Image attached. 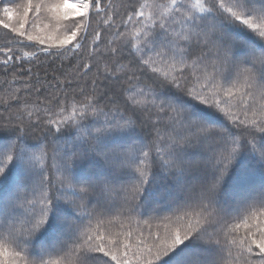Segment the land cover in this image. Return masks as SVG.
Wrapping results in <instances>:
<instances>
[{
    "label": "snow or ice",
    "instance_id": "1",
    "mask_svg": "<svg viewBox=\"0 0 264 264\" xmlns=\"http://www.w3.org/2000/svg\"><path fill=\"white\" fill-rule=\"evenodd\" d=\"M0 4V26L49 55L91 36L86 70L107 17L119 84L24 103L0 129V264H264V0H136L119 24L112 0H76L71 18L66 0ZM41 125L50 142L29 143Z\"/></svg>",
    "mask_w": 264,
    "mask_h": 264
},
{
    "label": "trees",
    "instance_id": "2",
    "mask_svg": "<svg viewBox=\"0 0 264 264\" xmlns=\"http://www.w3.org/2000/svg\"><path fill=\"white\" fill-rule=\"evenodd\" d=\"M73 3L74 0H69ZM16 3H23L25 0H15ZM107 2V0H105ZM67 3V0H66ZM136 0H112L115 11L117 12L115 18V24H119L121 19L126 16V9L124 5L134 4ZM3 7V4H0ZM0 18H3L0 16ZM103 19L107 17L97 18L93 17L92 29L99 30L101 32V40L97 42V53L91 57L90 70L84 68L85 63H89V41L84 42L83 49L78 53H72L69 51L63 56L49 55L41 48L48 47V45H40L32 41L26 40L18 33L13 32L10 28H4L0 26V49H13L12 55H21L22 51L35 52L34 58L23 60L22 62H16L13 59L8 65L0 63V129L5 126L11 128L18 124L20 112L18 111L22 104L27 103L29 105H40L43 109L44 105L41 101L51 100L53 96H59L61 99L67 97L69 100L73 96L78 99H83L80 95V88H84L85 93L92 92V81L96 79V92L103 94L109 88L119 87L118 83L112 82L111 79L104 78L103 65L106 61H110V54L106 53L107 42L111 35V30L107 29L103 24ZM33 17L29 23L25 26L26 30L30 31L33 26ZM11 26L17 27L19 24L18 19L13 18L12 21H6ZM123 30V29H121ZM91 31V30H90ZM49 52L55 53L57 48L55 46L48 48ZM124 57L123 62H127L131 59L129 50L125 48L122 52ZM99 57V59H97ZM6 59L3 52H0V61ZM151 75V73H149ZM69 81L71 83H69ZM39 89V91H37ZM12 96H17L18 99H12ZM55 111V108H53ZM41 118L46 119L41 111ZM44 126L41 125L32 130L28 136V142L35 144L37 142H50L43 141L41 138L47 135V132L43 130ZM75 133L65 130V135L62 140L71 141ZM7 143V134L0 135V144ZM49 169H51V162H48ZM88 162L85 161L78 165L77 171L84 172L88 169ZM55 180V176H51ZM261 174L259 171L255 173V179L259 182ZM7 183L0 184V187H6ZM133 229L139 231V228L133 223ZM127 230V229H126ZM134 242V237H133ZM257 251V250H256ZM46 259L48 257H45ZM52 258H55V254ZM108 259V258H104Z\"/></svg>",
    "mask_w": 264,
    "mask_h": 264
},
{
    "label": "rangeland",
    "instance_id": "3",
    "mask_svg": "<svg viewBox=\"0 0 264 264\" xmlns=\"http://www.w3.org/2000/svg\"><path fill=\"white\" fill-rule=\"evenodd\" d=\"M75 3H76V0H74L73 1V3H71L69 0H67V3L65 4V9L67 10V11H69V13H70V18L72 17V16H75L77 13H76V11H75V8H74V5H75ZM33 17V14L30 12L29 13V16L26 18V21H25V26L29 23V21H30V19ZM16 19H18V18H16ZM18 21H19V19H18ZM33 24H32V27L33 26H36V22L34 21V17H33ZM47 21H44V23H46ZM39 26H41L42 27V25H39ZM17 27H19V24L17 25ZM35 30H36V27H33V28H30V31H33V32H35ZM258 251V250H257Z\"/></svg>",
    "mask_w": 264,
    "mask_h": 264
}]
</instances>
